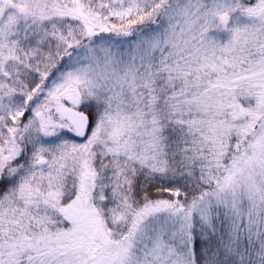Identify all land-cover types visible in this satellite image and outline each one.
I'll return each mask as SVG.
<instances>
[{"label":"snow or ice","instance_id":"1","mask_svg":"<svg viewBox=\"0 0 264 264\" xmlns=\"http://www.w3.org/2000/svg\"><path fill=\"white\" fill-rule=\"evenodd\" d=\"M0 264H264V0H0Z\"/></svg>","mask_w":264,"mask_h":264}]
</instances>
